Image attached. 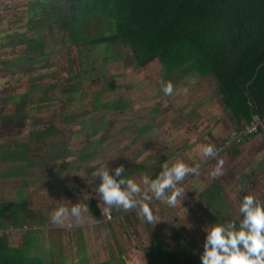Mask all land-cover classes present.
Segmentation results:
<instances>
[{
  "label": "trees",
  "instance_id": "obj_1",
  "mask_svg": "<svg viewBox=\"0 0 264 264\" xmlns=\"http://www.w3.org/2000/svg\"><path fill=\"white\" fill-rule=\"evenodd\" d=\"M10 2L11 0H5L6 4ZM6 4H0V184L9 188L5 192L4 203L0 206V264L54 263L53 260L30 259L24 249L13 248L11 245L16 238L12 232L17 230L16 222L20 220L15 218L16 212H21L25 221H33L35 212L34 208H19L24 204V193H19L21 188L32 193L45 191L46 187L51 192L60 188L61 194L73 196L71 202L74 204L86 202L89 210L93 204L97 206L95 215L101 220L103 216L98 206V194L90 195L84 189L86 179H92V172L99 167L92 164L104 162L110 174L115 175L114 169L121 166L118 161L126 157L122 154L127 151L123 145L129 149L131 144L136 147L139 141L148 139L147 136H135L139 129L138 122L129 120L128 126L135 124L133 131L131 128V134L128 133L132 136L131 141L118 140L114 142L115 145H110L109 136L104 135L96 140L101 133H108L112 126L107 124L111 119L102 107L95 110L100 112V118L91 120L89 110L80 114L83 110L76 103L79 88L89 89L92 86L93 91L115 97L120 89L111 90L117 80L115 72L108 71L109 82L105 78L98 80V77H78L80 70L89 68L85 66L84 59L81 69H75L80 65V53L78 54L77 49V46H81L80 43L86 42L91 47L104 42H119L126 45L131 53V62L137 67L145 68L156 59L165 74L177 70L179 74L193 71L199 77L212 76L219 84L224 104L234 114L242 116L246 120L244 124L249 122L255 111L264 117V0H35L29 1L27 16L38 18L39 21L25 29V39L20 31L18 33L16 28L11 27L13 10ZM38 5H42L43 9L39 10ZM95 20L101 21L103 33L98 31L99 35L95 37H85V41L75 42V25L71 23H79L84 30L90 24L88 34H91V23ZM52 23L62 27L55 29L60 37L69 33L71 36L68 38L75 43L74 67L67 61L72 55L69 50L71 48L62 47L65 52L59 54L57 46L50 47L49 41L39 37L40 27H49ZM95 31L97 29L92 34ZM10 48L21 49L23 53H10ZM84 49L81 46V52ZM3 50L5 53H2ZM58 54L60 68L53 67L55 63L52 62ZM104 63L108 67L107 62ZM54 76L59 77L60 81ZM102 82L108 84L103 86ZM184 82L186 85V81ZM195 85L197 88L198 83L193 81L192 86ZM184 88L189 90L187 86ZM129 90H135L130 93L131 97L136 95V89ZM188 93L191 94L190 91ZM98 98L99 96L94 97L91 104L94 105ZM142 102L148 104L146 99ZM54 107L60 110L55 118L52 115L56 112L50 110ZM132 107L131 114L137 111L143 113L140 109H144V106L139 108V104L135 103ZM130 110L131 108L124 106V114H128ZM58 117H61L60 120ZM89 120L92 124H89ZM149 120L150 115L146 121ZM56 125H60L66 139L55 136L49 130ZM82 125L88 126L87 129L83 130ZM100 130L102 132L98 133ZM21 136L27 137L22 141ZM70 137L74 142L80 138V148L76 150L77 160L73 159L74 167L67 163L70 161L67 158L71 155V147L68 145ZM20 142L23 145L18 146ZM30 142H38V145H30ZM53 145L55 146L51 147ZM158 148L149 152L161 159L163 157L160 156L166 151ZM150 157L152 158L151 153ZM155 164L151 161L148 169ZM4 166H10L11 169ZM161 168L149 177L156 178ZM130 172L124 168L122 175L128 178L132 175H129ZM138 174L145 173L143 171ZM97 180L93 181L95 185L100 183L99 177ZM85 196H90V199H83ZM181 201L177 205L180 208L184 206L183 211L176 210L178 218L173 223L180 234L186 236L187 226L182 221L189 212L194 217L197 212L195 205L187 204V207L186 202L183 204ZM111 214L114 215V212ZM4 217H10V220L7 222ZM191 222L186 221L188 225ZM144 223L146 222L142 221L140 229H144ZM24 226L26 225L23 224ZM187 241L194 244L191 238ZM181 253L169 248L161 235L146 255L148 262H153L152 264H177L183 260L184 255ZM194 255L198 260L199 254ZM185 257V264H194L193 259Z\"/></svg>",
  "mask_w": 264,
  "mask_h": 264
},
{
  "label": "rangeland",
  "instance_id": "obj_2",
  "mask_svg": "<svg viewBox=\"0 0 264 264\" xmlns=\"http://www.w3.org/2000/svg\"><path fill=\"white\" fill-rule=\"evenodd\" d=\"M29 1H35V0H11L9 4L5 3V0H1L0 4H6V6L10 5L12 7V15L13 20L11 23V27H14L17 29L18 33L20 31V34L25 39L24 31L25 29H29L31 24H38L39 19L38 18H30L27 16L28 14V7ZM20 2V3H19ZM39 10L43 9L42 5H38ZM43 14V12H42ZM47 21V19H46ZM71 24L74 26V33H73V39H75V42H82L85 41V37L87 39L91 37H95L99 35L98 31H101L103 33L100 25L101 21L95 20L91 23V30L89 33V26H87V30L82 28V25L76 24L75 22H72ZM59 28L62 29V27H59V24L52 23L48 26L40 27L39 29V36L40 38L46 39L49 41L48 46H57V50L59 54H64L65 49L62 47H69L72 51V55L67 60L69 64L72 65V67L76 64V56L74 53L75 50V43L73 41H70L68 36H71L69 33H66L62 37H60L56 31L59 30ZM95 31V34H92V31ZM104 30V29H103ZM9 31V30H8ZM75 37V38H74ZM54 39V41H52ZM82 47H84V52H81V46H77V49H79L78 52L79 55V63L78 67L75 69L80 68L83 66L85 59L86 62L85 66H88L89 68L85 70H80L78 73V77L83 78L84 76L86 78L90 77H98L97 79H106V82H109V76L108 71L115 72L117 74V80L116 83L112 85V91L120 89L119 94L115 97L110 94H103L99 93L98 91H93V87L89 86V89L86 88H79V91L77 93V100L76 103L79 104V108L83 110L80 114L84 113L86 110H89V118L93 120L94 118H100L101 114L100 112L95 111L97 107H102V110L106 113L107 117L111 120L108 121V126L110 129L107 131V134L101 133L102 130H100L98 133H101L97 136L98 140L99 138L104 136H109L110 145H115L114 142H117L118 140H125V141H131L132 136H130L128 133L131 134V128L133 131V128H135V124L128 126L129 120L132 122H137L142 119V116L147 118L145 115L139 113L138 111L136 113H132L133 105L135 103L139 104V108L145 106L148 108L152 105L155 106V102L160 98L161 95L164 96V99L166 100L169 96H166L160 87V83H155L158 79L166 81V78L161 75V72L157 70L156 76L155 68L157 63L155 60H152L149 65H147L145 68L137 67L135 64L131 62V53L126 47V45H123L119 42L116 43H101L95 46H91L85 42V44L80 43ZM2 53H5V50L2 51ZM10 53H23L21 49L13 50L10 48ZM59 54L58 57L56 56L55 59L52 60L53 67H59ZM61 57V56H60ZM71 59V60H70ZM104 61L107 62V66L105 65ZM60 68V67H59ZM0 73L1 69H0ZM50 73H53V71H50ZM119 74V75H118ZM178 75H181L178 73ZM56 77V76H54ZM55 79L60 81L59 77H56ZM185 79V78H183ZM186 80V79H185ZM96 81V80H95ZM194 80H189L187 84H189L187 87H189V91H192V82ZM106 82H102L103 86H105ZM160 82V81H159ZM103 89V88H102ZM129 89H136V95L133 94L132 97L130 96V93H133L135 90H129ZM80 92V93H79ZM79 94V95H78ZM103 94V96H101ZM125 94H128L126 96ZM99 96L98 101H96L93 104V98ZM138 97V98H137ZM144 99L148 100V104H145ZM149 99L152 101L149 102ZM157 99V100H154ZM126 100V101H123ZM160 101V100H158ZM128 104V106H127ZM124 106L127 108H131L130 112L128 114H124ZM93 107H95L93 109ZM92 108V109H91ZM144 108V107H143ZM52 111H55L56 113L53 114V118H55L60 110H57V108L50 109ZM50 111V113H52ZM59 111V112H58ZM150 112V109H146L145 113ZM125 117V118H123ZM159 117L163 118L165 115L159 114ZM61 117H58L60 120ZM89 120V124H92V121ZM118 121V124L116 125V122ZM60 125H56L54 127H51L49 130L52 133H55V136L61 137V139H66V135L63 134V130ZM88 126L82 125V129H87ZM81 128V127H80ZM130 129V130H129ZM151 128H148V131ZM145 131V125L142 126L140 129L136 131L137 134L143 133ZM155 133V132H154ZM152 134V133H151ZM159 134V133H158ZM70 136V135H69ZM121 136V137H120ZM124 136V137H122ZM22 141L25 140L27 136H21ZM20 137V138H21ZM73 137V136H71ZM70 137V140L68 142V145L71 147V155L68 156L67 163L73 164V159L77 156V151L80 148V138H78L75 142L71 141L72 138ZM145 137V136H144ZM148 139L146 141H139L138 145L135 147H132V144L130 145V148H127V151H123V155L126 157H123L122 160L118 161V165H122L126 171H131L129 173L128 178H131L138 183L141 182V178L144 175L151 176L158 168L162 167V164L166 162L167 156L162 155L160 157H163L161 159H158L155 157V154L152 151L155 148H166L167 145L176 146V149L173 148L175 156L171 157L173 161L177 159H181L180 155V149L181 146H179V142L173 143L165 133L159 136H147ZM37 138H41V136H37ZM152 138V139H151ZM142 139V138H140ZM151 139V140H150ZM38 145V142H30ZM72 145H71V144ZM19 145H23L21 142ZM55 145L51 146L54 147ZM115 147V146H114ZM168 147V146H167ZM56 150V147H55ZM112 150V149H110ZM122 150V148H121ZM53 151V150H52ZM67 151V150H66ZM114 151V150H112ZM74 152V153H73ZM168 152V151H167ZM171 152V154H173ZM73 153V154H72ZM116 153V152H114ZM150 153L152 158L150 157ZM169 154V153H167ZM173 154V155H174ZM165 156V157H164ZM149 157V158H148ZM169 158L167 161L169 162ZM125 159V160H124ZM77 158L75 159V161ZM150 160V161H149ZM17 162V160H13ZM72 161V162H71ZM137 161H140L139 163ZM151 161L153 164H155L151 169L149 170L148 167L151 164ZM160 161V162H159ZM163 161V162H162ZM66 163V164H67ZM78 165V164H76ZM75 166V163L72 167ZM6 169L10 170V166H4ZM139 170L145 171V174H138ZM162 170V168H161ZM136 172V173H132ZM83 173V172H82ZM98 179V177H97ZM95 179H86L85 182V188L89 191V194H97L95 187L96 185L93 183V181H98ZM72 182L74 180L72 179ZM52 184V183H51ZM54 184V183H53ZM52 184V185H53ZM58 185V184H57ZM53 186H56L55 184ZM68 186V185H65ZM84 187V186H83ZM9 187H7L5 184H0V206L4 203L5 200V192ZM187 192H189L187 190ZM19 193L23 194V200L24 204L20 205L19 208L22 210H29L30 208H34L35 212L33 214V221H25V218L21 217V212H16L14 215L15 218H20L19 221L16 222L18 225L16 231L12 232L16 235V238L14 241H12L11 245L13 248H22L24 249V253L28 256H30V259H36V260H45L52 261L54 260V263L52 264H82V260L84 258H87L88 255H90V258L92 256L94 258L101 257L100 255V247L104 246V250L107 252V256L114 257L116 254L121 255L122 253L125 255V261L128 264H148L146 262L145 254H147V250L150 249L152 246L151 243L154 239H156V236H164L165 241L169 245L170 248L176 249L179 252H182L181 254L184 255L180 262L177 264H185L187 262L185 256H190L193 259V253H191L195 248L194 246L196 243L199 242L200 237L195 236L192 234L191 236L186 235L184 237H180V231L176 227L175 223H173L177 218L178 214L176 210L183 211L184 206H176V207H168L166 204L153 199L150 203V207L153 209V213L155 216H157L159 221H157L154 225H151L147 223L142 217L137 215V210H132L129 212H125L124 215L119 214H111V218H108L105 216L106 220L111 223L101 225V220H98V218L95 215L96 207L94 204L90 208V219L94 221L93 226H88L86 223L83 226H74L71 229H67L64 227L56 226L51 223V214L54 211L56 206L63 205L66 207H71L72 203L71 199H73V196L67 197L64 194H61L60 188L56 190V192H51L49 189L45 191H39L38 193H32L29 190H25L24 188H21ZM92 197V196H91ZM90 199V196H88ZM93 198V197H92ZM99 198V195L97 196ZM181 201L184 203V197ZM99 201L101 203L102 200ZM86 204V202H84ZM89 207V204H87ZM32 206V207H31ZM5 210L6 207H4ZM113 212H124L122 209L117 210L115 208L112 209ZM127 214L129 216H127ZM6 219V217H4ZM0 219H2L0 215ZM10 220V217L6 219L8 222ZM42 220V221H41ZM46 220V221H45ZM36 221V222H34ZM142 221H145L144 223V229H140V225ZM38 224L40 228L34 230L32 228V224ZM183 224H185L188 228L193 229L189 233L195 232L196 229V222L194 221L190 223L193 225H188L186 221H182ZM23 224L25 229H23ZM117 226H119L121 232L119 235ZM192 227V228H191ZM139 228V229H138ZM161 232V233H160ZM132 235V236H131ZM118 236V238H117ZM187 238H191L192 242L194 244L188 243L186 240ZM202 239V238H201ZM114 245V246H113ZM184 245H188V249L186 251V247ZM112 247L111 250H108L107 247ZM102 250V249H101ZM196 250V249H195ZM96 251V252H95ZM91 252V254H90ZM99 254V255H98ZM201 255V254H199ZM150 256V255H149ZM195 256V255H194ZM92 258V259H94Z\"/></svg>",
  "mask_w": 264,
  "mask_h": 264
},
{
  "label": "crops",
  "instance_id": "obj_3",
  "mask_svg": "<svg viewBox=\"0 0 264 264\" xmlns=\"http://www.w3.org/2000/svg\"><path fill=\"white\" fill-rule=\"evenodd\" d=\"M154 60L157 63L154 75L156 76L157 70H159L166 81L172 82L174 93L166 97L167 102L161 100L164 99L163 95L158 99L160 101L154 99L157 100L155 106L152 107L151 105L148 113H145L147 109L145 106L144 109H140L143 112L141 114L146 115V117L150 115V120L147 122V118L142 116V119L137 121V127L140 129L145 125V131L142 130L143 133L135 136H159L165 133L173 143L179 142V146H181L180 160L190 167H199V175L190 174L180 186L186 190L183 204L186 202V205H195L197 212L196 217H194L188 211L189 214L183 219V221H192L193 224L194 221L196 222L195 234L189 233L193 229L187 227V235L194 234L200 237L199 242L194 246L196 250L194 249L191 253L202 255L207 235L204 231L205 226L229 222L239 226L242 220L239 206L245 195L252 194L264 204V138L259 134H254L239 144H232L221 151H217L215 157H204L200 151L201 146H219L224 139H227L231 130L242 126L246 120L227 108L224 104V97L219 92V84L212 76L199 77L193 71L178 75L179 71L177 70L165 74L158 60ZM190 79L198 83V87L192 86L191 94L185 95L182 90L189 85L187 82ZM159 81L161 80L158 79L155 83L159 84ZM184 81H186V85ZM159 114L165 115V117L161 118ZM148 128L151 129L148 131ZM167 146L165 149H158L166 151L164 155H169L167 156L169 159L176 155L173 152V148L176 149V146L172 147L170 144ZM218 160L223 161V174L217 178H212L210 172L216 167ZM171 162H173L172 158L169 163ZM138 172L143 171L139 170ZM114 214L124 215L125 212H114ZM127 216L129 215L127 214ZM101 223L104 225L111 222L110 219L107 221L103 216ZM32 228L36 230L40 226L34 223ZM117 229V235H119L121 232L119 226ZM179 235L180 237L185 236L183 233ZM157 239L158 236L151 245ZM113 246L107 247V249L111 250ZM184 246L187 247V251L188 245ZM103 248L104 246L100 247L101 257L94 258L92 256L94 258L92 259L88 255L82 260V264H128L123 253L111 257L107 256V252ZM201 255H198V260L193 256L194 264H202ZM147 257L148 255L145 254V263L152 264L153 262H148ZM189 258L192 259L190 256ZM154 264L158 263L154 262Z\"/></svg>",
  "mask_w": 264,
  "mask_h": 264
},
{
  "label": "clouds",
  "instance_id": "obj_4",
  "mask_svg": "<svg viewBox=\"0 0 264 264\" xmlns=\"http://www.w3.org/2000/svg\"><path fill=\"white\" fill-rule=\"evenodd\" d=\"M159 83L166 96L173 95L174 86L171 81L161 80ZM182 91L185 95L188 93L187 88ZM200 151L204 157L211 158L217 155L212 145H203ZM92 165H99L92 172V177L100 178L95 190L103 201L102 204L98 201L102 216L111 218L113 208L122 209L124 212L137 210V215L151 225L161 220L154 215L150 207L152 200L156 199L169 207H176L178 201L185 195V190L180 186L185 178L190 174L199 175L198 166L190 167L179 159L171 163L164 162L156 178L144 175L140 183L131 178H124L122 165L114 169L115 175L110 174L104 162ZM222 174L223 161L218 160L210 176L217 178ZM83 199L87 200L88 196ZM239 212L242 214L239 226L233 222L205 226L204 231L207 235L201 255L202 264H264V204L254 195L248 194L243 197ZM89 214L88 205L78 202L72 204L70 208L56 206L50 219L53 225L67 229L86 223L91 227L94 221L90 219Z\"/></svg>",
  "mask_w": 264,
  "mask_h": 264
},
{
  "label": "built area",
  "instance_id": "obj_5",
  "mask_svg": "<svg viewBox=\"0 0 264 264\" xmlns=\"http://www.w3.org/2000/svg\"><path fill=\"white\" fill-rule=\"evenodd\" d=\"M248 103L249 105H252L250 101H248ZM254 134H259L264 138V117L257 111L252 113L251 119L247 124L231 130L227 139H224V141L219 146L215 147V149L216 151H221L232 144L241 143L245 138ZM0 235H2L1 229Z\"/></svg>",
  "mask_w": 264,
  "mask_h": 264
}]
</instances>
